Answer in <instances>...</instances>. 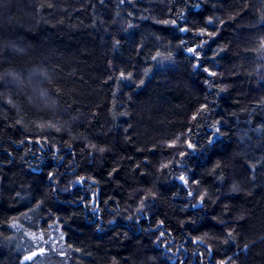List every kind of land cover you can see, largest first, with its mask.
Here are the masks:
<instances>
[{"label":"trees","instance_id":"trees-1","mask_svg":"<svg viewBox=\"0 0 264 264\" xmlns=\"http://www.w3.org/2000/svg\"><path fill=\"white\" fill-rule=\"evenodd\" d=\"M52 234L264 264V0H0V264Z\"/></svg>","mask_w":264,"mask_h":264},{"label":"rangeland","instance_id":"rangeland-1","mask_svg":"<svg viewBox=\"0 0 264 264\" xmlns=\"http://www.w3.org/2000/svg\"><path fill=\"white\" fill-rule=\"evenodd\" d=\"M58 236L56 237L52 234L48 239L44 237L27 236L29 244L24 247L27 249L22 258V262H33L34 264H67L64 263L65 261H61L66 259V262H68V255L62 239ZM33 253H35V255H33ZM25 257L31 258L25 259ZM54 257L57 260L53 259Z\"/></svg>","mask_w":264,"mask_h":264},{"label":"snow or ice","instance_id":"snow-or-ice-1","mask_svg":"<svg viewBox=\"0 0 264 264\" xmlns=\"http://www.w3.org/2000/svg\"><path fill=\"white\" fill-rule=\"evenodd\" d=\"M189 51H195L194 49H189ZM205 71H207V69H205ZM123 75V74H121ZM181 180H184V177H180ZM33 255H35V253H33ZM31 257H25V259H30Z\"/></svg>","mask_w":264,"mask_h":264}]
</instances>
